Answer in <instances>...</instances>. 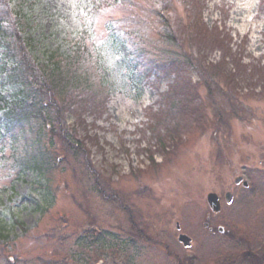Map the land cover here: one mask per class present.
I'll list each match as a JSON object with an SVG mask.
<instances>
[{"label":"rangeland","instance_id":"1","mask_svg":"<svg viewBox=\"0 0 264 264\" xmlns=\"http://www.w3.org/2000/svg\"><path fill=\"white\" fill-rule=\"evenodd\" d=\"M4 1L3 14L13 6ZM75 3L35 0L25 29L35 62L56 49L88 56L94 92L73 128L86 151L58 144L56 169L40 178L11 157L35 134L0 130V264H181L195 252L188 264H263L264 0H101L103 13ZM6 85L3 75L5 96L18 89ZM75 109L59 118L67 127ZM240 173L253 190L234 185ZM208 215L224 232L204 228ZM132 223L152 240L133 242Z\"/></svg>","mask_w":264,"mask_h":264},{"label":"trees","instance_id":"2","mask_svg":"<svg viewBox=\"0 0 264 264\" xmlns=\"http://www.w3.org/2000/svg\"><path fill=\"white\" fill-rule=\"evenodd\" d=\"M12 1L13 6L5 9L4 14L0 13V60H2L0 77L6 74L7 83L20 85V90L11 97L4 96L0 91V112L5 117L3 129L14 139L16 133L20 131L19 127L21 129L29 126L24 132L27 133V137L34 133L35 138L23 145L21 153L17 148L13 150L14 165L21 167L22 172L33 171L41 178L49 173L50 179L58 163V153L62 152L55 146L59 144L64 151H70L74 155L85 150V146L76 139V132L73 131L76 124L67 127L59 118H64L65 111L67 113L74 108L76 118H81L83 113L80 110H87L86 94L94 92L92 82L96 80L90 78L88 72L84 70L82 61L75 64L59 62V59L56 60L55 55L49 52L50 60L46 65L35 62L32 57L34 37L29 31L26 33L25 29L29 24L26 10L31 8L35 0H9V3ZM3 2L6 3L4 0ZM9 13H14L13 17L16 20ZM221 44L224 45L222 41ZM226 50L231 51V48L227 47ZM10 61L13 62L11 67ZM76 103L82 106L78 108V105H73ZM50 106L58 118L48 113ZM171 108L169 110H172ZM153 130L160 132L156 127ZM48 132L52 135H45ZM94 175L95 181L100 182V175L96 172ZM99 189L102 191L101 186Z\"/></svg>","mask_w":264,"mask_h":264},{"label":"snow or ice","instance_id":"3","mask_svg":"<svg viewBox=\"0 0 264 264\" xmlns=\"http://www.w3.org/2000/svg\"><path fill=\"white\" fill-rule=\"evenodd\" d=\"M73 6L74 7H80V8H86L89 11H91V9L94 7H101V0H95V3H93V0H77V3H75ZM101 11L103 13V12L110 11V9H105V8L101 7ZM81 14L84 16H87V12H82ZM97 19L99 22V18H97ZM103 23H108V22L104 21Z\"/></svg>","mask_w":264,"mask_h":264},{"label":"water","instance_id":"4","mask_svg":"<svg viewBox=\"0 0 264 264\" xmlns=\"http://www.w3.org/2000/svg\"><path fill=\"white\" fill-rule=\"evenodd\" d=\"M228 197H229V195H228ZM208 202L214 211L220 210V203H219L218 196L216 194H210L208 196ZM179 240L181 242H183L185 246H189L191 244V239L187 235H183V234L180 235Z\"/></svg>","mask_w":264,"mask_h":264}]
</instances>
